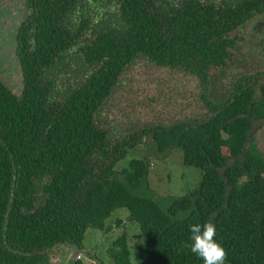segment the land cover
Returning a JSON list of instances; mask_svg holds the SVG:
<instances>
[{"label": "trees", "instance_id": "trees-1", "mask_svg": "<svg viewBox=\"0 0 264 264\" xmlns=\"http://www.w3.org/2000/svg\"><path fill=\"white\" fill-rule=\"evenodd\" d=\"M7 2L25 17L0 44L22 78L19 96L0 79V264H51L61 246L81 251L87 231L105 230L118 209L148 247L138 264H203L183 245L190 226L206 222L225 264H264V152L255 138L264 73L230 77L234 63L239 70L255 53L264 57V0ZM142 60L197 83L203 116L123 138V129H103L120 78ZM143 134L158 153L181 150L183 164L202 172L166 209L142 195L147 155L127 161ZM109 255L135 264L127 234Z\"/></svg>", "mask_w": 264, "mask_h": 264}, {"label": "rangeland", "instance_id": "rangeland-1", "mask_svg": "<svg viewBox=\"0 0 264 264\" xmlns=\"http://www.w3.org/2000/svg\"><path fill=\"white\" fill-rule=\"evenodd\" d=\"M5 6L8 7V11ZM14 6L15 4L8 5L7 0H0L1 45L6 42L5 38H10L13 31H16L18 25L24 20L22 16L24 18L25 15H20L18 7L14 8ZM12 57V53L4 55L0 52V79L19 96L21 72L18 62H15ZM246 62L248 61H243L239 70H237L239 64L234 63L232 69L236 68V71L230 77L240 73L250 75L264 73V57L255 53L248 62L250 64L247 65ZM120 79V84L113 93L114 97L100 116V122L101 127L109 132L115 128L123 129L122 138L135 132H142L146 126L150 128L191 117L200 118L203 116V111L207 110L197 83L179 71L161 69L142 60L130 67ZM262 81L264 82V77ZM211 100L214 101L213 98ZM107 117H109L108 120ZM147 136L143 134L145 138L141 146L129 150L127 161L147 155L151 162L150 189L144 190L142 195L154 198L166 209L170 199L180 198L198 187L202 172L183 164L181 150H172L166 155L158 153L152 135L147 134ZM255 138L259 151L264 152V125L255 131ZM223 153L226 156L230 155L226 148L223 149ZM120 179L122 180L121 176ZM130 191L134 193L133 190L130 189ZM128 217L127 209L116 210L107 220L105 230L89 229L87 231L82 251L67 246L56 249L51 255L54 264L59 262L60 264H76L69 263L68 260L80 261L81 264H114L109 255V249L123 234L128 236L131 262L140 263L147 257L148 247L139 226L129 221Z\"/></svg>", "mask_w": 264, "mask_h": 264}, {"label": "clouds", "instance_id": "clouds-1", "mask_svg": "<svg viewBox=\"0 0 264 264\" xmlns=\"http://www.w3.org/2000/svg\"><path fill=\"white\" fill-rule=\"evenodd\" d=\"M189 231L191 243H185L184 248L190 249L193 255L202 259L203 264H225L227 253L214 239L216 227L213 223L194 224L190 226Z\"/></svg>", "mask_w": 264, "mask_h": 264}, {"label": "flooded vegetation", "instance_id": "flooded-vegetation-1", "mask_svg": "<svg viewBox=\"0 0 264 264\" xmlns=\"http://www.w3.org/2000/svg\"><path fill=\"white\" fill-rule=\"evenodd\" d=\"M20 20V19H19ZM3 82V81H2ZM5 84V83H4ZM6 85V84H5ZM7 86V85H6ZM8 87V86H7ZM21 88H22V78H21ZM8 89H10L9 87H8ZM11 90V89H10ZM11 92H12V90H11ZM13 93V92H12ZM14 94V93H13ZM14 95H16V93L14 94ZM82 251V250H81ZM52 259V258H51ZM62 262H63V259H62ZM68 262L70 263H72V262H75L76 264L78 263V262H80V261H69L68 260ZM81 263V262H80ZM51 264H54V261H53V259L51 260ZM56 264H60V262L59 263H56Z\"/></svg>", "mask_w": 264, "mask_h": 264}]
</instances>
